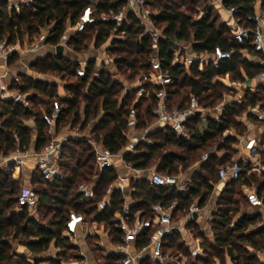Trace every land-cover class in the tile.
Here are the masks:
<instances>
[{
  "label": "trees",
  "instance_id": "trees-1",
  "mask_svg": "<svg viewBox=\"0 0 264 264\" xmlns=\"http://www.w3.org/2000/svg\"><path fill=\"white\" fill-rule=\"evenodd\" d=\"M148 1L153 9L161 12L156 23L163 28L166 35V39L160 42V57L164 70L174 79L173 85L168 88L170 107L185 108L190 97L195 95L200 105L214 108L220 104L224 91L227 90L221 78L231 77L233 80L245 81L247 78L254 79L264 69L242 58L240 50L244 45L233 41L231 29L226 23L218 24L220 14L213 8L207 7V12L202 17L194 18V14L201 8L199 0H167L163 5L160 0ZM258 1L264 5V0H226L225 4L238 6V16L242 18L243 24L252 26L246 16L254 14ZM124 5V0H34L20 12H16L8 10L6 0H0V39L15 43L27 37L34 42L42 29L48 28L46 44L55 46L59 43L67 23H77L86 10L91 9L93 21L69 42L73 52L82 53L91 44L100 48L110 39L108 54L118 57L115 62L118 72L126 75L128 81H132L141 72H147L151 68L150 58L154 52L151 41L142 37L143 27L132 14L118 29L113 22L99 20L101 14L119 12ZM112 35L116 37L112 38ZM176 45L192 47L195 53L206 54L208 57H211L216 46L227 51L234 50L235 53L231 59L224 60L219 69L211 62L201 68L198 60L189 68L182 64L172 66L173 48ZM248 49L251 50V47ZM15 59L16 56L9 63H14ZM31 68L42 74L56 73L61 79L68 81L65 89L71 98L61 99L66 106H63L57 122L58 133L68 126H76L79 122L83 123V127L92 123L93 137L105 147L117 152L125 145L128 114L136 101V92H126L119 102L117 94L123 89V84L113 78L110 69H98L92 59L87 64L86 76L81 77L77 74L79 62L64 55L53 54L38 58L31 63ZM97 70H100L99 76L95 75ZM20 76L22 86L13 88L31 94L32 108H24L10 99H0V154L4 155L16 148L25 150L32 145L36 150H41L51 139L43 113H51L53 102L58 98L57 85L45 80H35L25 74ZM150 88V96L139 99L135 104L139 120L138 130L156 120L152 111L156 105L154 93L157 88ZM44 97L50 100L45 102ZM259 102L264 104V85H258L255 91L248 90L242 103L235 101L227 106L219 120H208V128L204 131L200 127V117L192 118L187 125L191 140L180 138L167 128L153 131L150 137L155 141L154 144L144 145L141 153L126 157V161L133 168L149 170L160 159V163L156 165L159 173L177 175L179 171L187 172L195 163L201 162L204 152L207 153V158L192 173V184L186 194L174 188L154 186L145 179L132 180V209L149 213L153 203L168 205L176 201L174 220L178 221L187 214L194 199L198 198L200 206L204 207L212 196L213 183L218 181L219 168L226 165L234 153L236 138L225 137L224 131L237 129L242 123L236 120L238 113H246L249 106ZM39 105L45 109L40 110L37 108ZM30 119L35 120V131L26 124ZM214 146H217V151H225L226 155L219 157L213 154ZM173 148L180 149L181 154L174 152ZM94 163L91 147L86 142L71 141L64 147L60 159V166L66 176L64 181L47 182L35 170L31 184L40 199L35 216L27 208L17 210V195L21 183H11L8 176L0 171V264H63L71 259H83L78 247L72 245L68 237L63 236L68 213L76 210L87 216L92 214L96 210V204L103 199L106 188L117 175L115 170H104L96 186V200L88 204L89 207L79 204L77 188L81 183L93 180ZM251 178L259 183L260 189H264V181L254 175ZM247 179L242 175L238 180L229 181L217 198V210L210 220L214 232L213 241L200 229L194 232V224H190L194 236L202 241L203 255L192 257L178 234L166 239L165 251L171 250L175 254L185 255L190 264H206L216 258L223 260L222 264H225L227 255L233 264H263L256 252L264 251V226L250 229L258 223L260 215L246 212L237 215L241 201L234 198V187L238 185L237 181L245 182ZM123 204V195L118 190L113 195L112 203L97 216L99 223L112 229L115 242L118 241V231L111 220L122 209ZM10 238L19 239L20 244L33 255V259L25 254L11 252ZM53 242L60 249L56 257L50 256ZM88 244H91V252L96 253L99 264H119V256H105L94 238L90 237ZM43 255L48 258H43Z\"/></svg>",
  "mask_w": 264,
  "mask_h": 264
},
{
  "label": "built area",
  "instance_id": "built-area-1",
  "mask_svg": "<svg viewBox=\"0 0 264 264\" xmlns=\"http://www.w3.org/2000/svg\"><path fill=\"white\" fill-rule=\"evenodd\" d=\"M33 1L10 0L8 9L9 11L20 12L24 6L30 5ZM124 2L125 5L119 12L103 13L100 15L99 20L102 22H113L118 29L123 26L127 17L132 14L143 27L142 37L148 38L154 49L150 58L151 68L149 74L143 75L140 79V84L134 86V89H137L136 101L129 110L125 145L117 152L105 147L93 137L92 123L83 127V123L79 122L76 126H68L64 132L58 133L57 122L64 107L60 100H55L51 113L45 111L43 113L44 121L49 128L50 141L41 150H36L32 145L25 150L16 148V150L7 155H0V171H3L8 176L11 183L22 182L24 181L27 164H33L34 170H37L45 181L50 183L64 181L66 176L60 166L64 147L71 141L86 142L91 147V152L94 155L95 171L92 181L81 183L78 186V203L88 206V204L96 200V186L104 170H115L117 175L106 188L103 199L96 204V210L92 214L87 216L76 210L69 211L63 236L68 237L70 243L78 247L83 259L87 255L84 251H81V242L91 237L103 249L105 256H119V264H182L180 259L185 257V255L175 254L171 250L165 251L166 239L173 234H178L193 257L203 255L202 242L194 236L193 228H191L190 224H197L198 220L202 218L201 211L209 202L204 207H201L199 199H194L188 208L187 214L178 221L174 220L177 208L176 201L168 205L160 202L153 203L149 213L144 210H133L132 204L134 201L132 199L131 182L132 180L142 179V173L146 170L133 168L126 161V157L131 154L141 153V147L144 145L154 144L155 141L150 137V134L157 129L167 128L178 137L191 140L187 125L192 118L200 117L201 122L204 123L201 130L204 131L208 128V120H219L224 114L226 107L235 101L242 103L243 96L235 99V101H224L214 108H206L199 104L195 95H192L185 108L170 107L168 88L173 85L174 79L168 71L164 70L160 57V42L166 39L163 28L156 23V19L161 12L153 9L148 0H124ZM225 2L226 0H209L208 8L214 7L225 10L227 16L222 18V22L230 27L233 41L244 45V48L240 50L242 58L264 67V5H260L258 9H255L254 14L246 16V20L252 26H245L242 18L238 16L239 7L227 6ZM206 12L207 9L201 11L200 17ZM92 21V10L87 9L84 16L77 23L71 24L68 22L59 43L52 46L55 56H59L57 47L60 45L64 48L63 54L66 50L73 51L69 44L70 40L76 34L83 32L87 24ZM48 36L49 29L43 28L35 41L28 45L27 51H39L45 46ZM115 37L116 35H112V38ZM110 45L111 40L109 39L99 48L105 56L104 59L100 57L94 59L99 69L105 63L106 67H112L117 70L115 62L118 57L108 54ZM249 46L251 50L248 49ZM19 49V41L13 43L9 42L8 39H0V99H10L24 108L31 109V94L13 88L14 86H22L21 76L16 74L10 82H6L2 71L3 67L7 66ZM173 51L172 66L182 64L189 68L198 60L201 68L211 62L216 69L220 68L224 60L231 59L235 53L234 50L227 51L221 46L215 47L211 57L206 54L199 55L195 53L192 47L178 48L176 46ZM183 51H186L187 54H184ZM88 62L89 60L79 62L78 76H86ZM95 75L99 76L100 72L95 73ZM255 79L264 83V69L256 75ZM221 80L224 79L221 78ZM147 87L157 88L154 93L156 105L152 111L156 120L153 124L138 130L139 120L135 104L139 99L150 96V93L147 92ZM129 91L131 89L127 92ZM198 112L200 113L199 115ZM244 123L246 128L255 123L254 128L257 129L260 125V131L253 136L233 133L230 130L224 131L223 135L225 137L234 136L236 143L234 144V153L229 162L219 168L218 181L213 183L212 194L222 193L229 181L238 180V177L243 175V177L248 178L247 181L237 182L249 207L246 214H257L264 218V189H260L259 183L251 178V175H254L264 181L263 102L249 106L245 114ZM0 128H2L1 121ZM215 148L217 149V146ZM219 152H221L219 155H222V157L226 155L225 151ZM149 171L148 181L154 186L174 188L182 194H186L190 190L192 179L182 172L178 175H170L161 174L156 168H152ZM20 186L21 189L17 195V210L20 211L23 208H27L31 215L35 216L40 204L39 196L31 183L27 185L21 183ZM118 190L123 195L124 204L122 209L117 211L111 220L113 227L118 231V241L115 242L112 229L99 223L97 216L112 203L113 195ZM216 210L217 207L212 209V213L216 212ZM194 213L198 214L197 219H194ZM213 217L214 213L212 214V219ZM262 226H264V222L258 223L255 227ZM40 264H48V262H41Z\"/></svg>",
  "mask_w": 264,
  "mask_h": 264
},
{
  "label": "rangeland",
  "instance_id": "rangeland-1",
  "mask_svg": "<svg viewBox=\"0 0 264 264\" xmlns=\"http://www.w3.org/2000/svg\"><path fill=\"white\" fill-rule=\"evenodd\" d=\"M6 1H7L8 4L10 3V0H6ZM12 1H21V0H12ZM156 1L157 0H155V2ZM166 2H167V0H160L161 5H163ZM208 2H209V0H199V3L201 4V8H200V10H199V12L197 14H194V18H199L200 17V14H201V11H203L207 7H209V3ZM213 9L215 10V12H217L218 14H220L219 11H218V9H216L214 7H213ZM222 16L223 17L226 16L225 11H222ZM222 16L219 15L220 18L218 20V24H222L223 23L222 22ZM19 43H20V47L23 48L26 53H24V55L22 57L20 55L19 56L17 55L16 59L14 60V63H15L14 65H17L16 66V70H26L27 69V66L30 65L31 62H35L36 60H38V58L37 57H33V55H31L30 53H27L26 49H27L28 45H30V44L33 43L27 37H25L22 40H19ZM177 47L180 48V46H177ZM98 50H99V48H95L91 44L87 50H85V51H83L82 53H79V54H81L83 58H86L87 56H92L94 54V51H98ZM183 52H184V54H187L186 51H183ZM103 67L104 68H107V69H110L109 71H110L111 75L113 76V78L115 80L121 82V84H123V89L120 90V92L117 94V96L119 98V102L123 99V96L126 94V92L129 89L134 90V92H136L137 89H134V86L139 85L140 84V79L142 78V76L143 75H146V74H149V72H150V70L147 71V72H141L139 75L136 76L135 79H133L132 81H128L127 78H126V75L124 76L123 74L119 73L118 70H115L112 67H110V68L109 67H106L105 63L102 65V67L100 69H102ZM31 70L35 71L32 68H31ZM97 72H100V70H97L95 73H97ZM44 78H45V80L49 81L50 83L57 82V84H58L57 85V92H60V95L58 93V98H56L55 100H60L61 103H62V105L63 106H66L65 102H63V100H61V99L62 98L65 99L67 96H69V92L66 91V89L64 87L65 84H66V82H68L67 79H61L60 76L56 75V73H47V74H45ZM223 79L224 80H221V82H223V84L226 85L227 90L224 91L223 99L220 102V104L222 102H224V101H227V100H234V99H237V98L239 99V98H241V96H243V98H244V96H246L248 90L245 91V92L244 91H242V92H239L238 91V88H241V85H242V83H244V81L237 80V79L236 80H233L231 77H225ZM151 90L152 89L150 87H147V92H149L150 94L152 93ZM44 100L46 102V101H49L50 99L47 98V97L46 98L44 97ZM133 101H135V99ZM83 106H84V103H82V105H81V112L83 110ZM37 108H40V110L41 109H45L44 106H40V105ZM245 114H246L245 112L244 113H241V114L238 113L236 120H237L238 123H240L239 121H241L242 123H240V125H239V127L237 129L240 130V131H242V133H239V134L249 135V128H246V127L244 128V126H245V123H244L245 122ZM203 124L204 123H201L200 124V127H202ZM237 129L231 128L229 130L232 131L233 133H238L239 131ZM64 131H65V128L62 130V132H64ZM215 147L216 146H214L213 147V150H212L213 151V154L217 150ZM172 150L174 152H176L177 154H181V150L180 149L173 148ZM0 155H2V154H0ZM205 158H207V153L206 152H204V154L202 156V159H201L202 160L201 162H203L205 160ZM201 162L195 163L193 166H191V169L190 170H188L187 172H184L183 174L184 175H188V176L191 177L192 176V173L195 170L199 169ZM159 163H160V159L156 160L155 164L157 165ZM156 165L153 166V167H157ZM30 167H31V165H30ZM180 173H181V171L178 172V174H180ZM20 183L24 184L23 181L20 182ZM234 188H235V190H234V198L239 199L241 201L240 202V205H239L240 206V210H239L238 213L236 212L237 215H239L240 212L241 213L247 212L249 210V207H248L247 201L245 199V196H244V194H243V192L241 190L240 185L238 184ZM210 200H211V202H210ZM214 200H218V199H216L215 194H212L211 198L208 200L209 201L208 205L201 211V215L202 216H204L208 212H210V208H211ZM261 222H264V218L263 217H260L259 218L258 223H261ZM204 224H206L205 221L202 222V225H204ZM256 225L251 226L250 229L251 230H255L256 229V227H255ZM193 228H194V232H198V230H199V227L198 226L194 225ZM9 240H10V244H11V252H17L19 254H25V256L29 257L30 259H33V257H32L33 255H31V253L28 251V249H25L24 246H22L20 244L21 241L19 239H13V238L11 239L10 238ZM88 247H89V250H90L92 248L91 247V244H88ZM91 251L92 250L89 251V254H91V255L89 256V263L88 264H90V262H95V263H98L99 264V261H98L99 259L97 258L96 253L95 252H91ZM261 253L264 256V251H261ZM43 258L47 259L48 257H47V255L46 256L43 255ZM73 260L74 259H71V260H69L67 262H63V264H69V263L73 262ZM180 260H182V264L183 263L184 264H190L189 263V259H187V257H183V258L181 257ZM218 260L217 259H214V260H212V261H210L209 263H206V264H217V262H220L222 264V261L223 260H221V259H218ZM260 262L264 264V260L263 259H260ZM201 264H203V263H201Z\"/></svg>",
  "mask_w": 264,
  "mask_h": 264
},
{
  "label": "crops",
  "instance_id": "crops-1",
  "mask_svg": "<svg viewBox=\"0 0 264 264\" xmlns=\"http://www.w3.org/2000/svg\"><path fill=\"white\" fill-rule=\"evenodd\" d=\"M260 5H262V3H261V1H258L256 3L255 9H258V7H260ZM218 11H219L220 15L222 16V11H225V10L218 9ZM226 16H227V14H226ZM226 16H224V17H226ZM222 18H223V16H222ZM107 46H108V43H107ZM26 51H27V49H26ZM54 52H55L54 51V48L52 46L48 45V44H45V46H43L37 52L27 51V53H30L31 55H33V57H37V58L45 57V56L50 55V54L55 55ZM24 53H26V52L24 51L23 48L20 47L19 51L16 53L15 56L17 57V55L18 56L20 55L22 57L24 55ZM63 55L66 56L67 58L73 60V61H76V62H83L85 60H92V59H95L96 57H100V58L104 59V57H105L102 50L101 51L100 50L94 51V54L92 56H87L86 58H83L82 55L79 54V53H75L73 51H67V50L65 51V53ZM14 64L15 63H8L7 66L3 67V70L2 71H3V75L5 76V81L6 82H10L12 80V77L14 75H16V74H19V75L25 74V75H27V76L35 79V80H45V78H44L45 74H42L40 72H37V71L35 72V71L31 70V67H30L31 64L27 66V69L28 70L27 69L26 70H16V66L17 65H14ZM45 81H47V80H45ZM54 84L58 85L57 82H54ZM263 84L264 83L262 81L256 80L255 78L254 79H248L247 78L244 81V83H242L241 88H238V91L239 92H242V91L245 92L247 90L255 91L258 85H263ZM58 93L60 95V92H58ZM70 98H71L70 96H67L65 99H70ZM232 101H235V99L232 100ZM83 110H84V106H83ZM83 110H82V112H83ZM26 124L29 127H31L34 131L36 130L35 129V120L34 119L29 120L28 122H26ZM254 124L249 125V135H251V136H253L255 133H258L260 131V125L259 126L257 125L258 127H257V129H255L254 128ZM219 153H221V152L217 151V154H216V152H214V154H216L217 156L222 157V155L220 156ZM30 165H31V167H30ZM153 168H156L157 169V167H153ZM149 170H146V171H144L142 173V175H143V178L142 179H145V180H148L149 179L148 178L150 176V171ZM34 171L35 170H34L33 164H27L26 169H25V174H24V181H23L25 185L31 183V180H32ZM220 195H221V193L220 194L219 193L218 194H215L216 199ZM210 202H211V200H210ZM216 205H217V200H214V202H213V204H212V206L210 208V212H208L206 215L202 216V218H200L198 220L197 224H195L207 236V238L209 240H212V241L214 240V232H213V230L211 228L210 220L212 219V214L214 213V212L212 213V209H214L215 207H217ZM203 221H205L206 224L202 225V222ZM88 239L82 240V242H81V246H82L81 251H84L85 252V254L87 255L86 258H84V259H82L80 261L73 260V262H71L69 264H88L89 263V256L91 254H89V251L90 250H89V247H88ZM51 246L52 247H51V250H50V256L56 257L57 254H58V252L60 251V249L55 246V243L54 242L51 244ZM201 246H202V243H201ZM202 248H203V246H202ZM256 254L258 255V257L260 259H263L264 260V256L262 255L261 251H257ZM216 259L218 260V258H216ZM91 263L92 264H98V263H95V262H90V264ZM224 263L225 264H233V261L227 255V257L225 258V262ZM217 264H221V263L220 262H217Z\"/></svg>",
  "mask_w": 264,
  "mask_h": 264
},
{
  "label": "water",
  "instance_id": "water-1",
  "mask_svg": "<svg viewBox=\"0 0 264 264\" xmlns=\"http://www.w3.org/2000/svg\"><path fill=\"white\" fill-rule=\"evenodd\" d=\"M63 50H64V48H63V46H58L57 47V54L58 55H63ZM200 113L198 112V115H199ZM198 218V214L197 213H194V219H197Z\"/></svg>",
  "mask_w": 264,
  "mask_h": 264
}]
</instances>
